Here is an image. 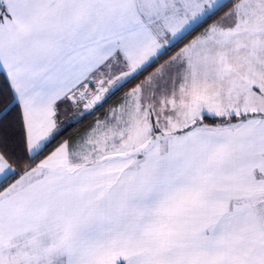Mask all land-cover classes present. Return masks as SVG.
Wrapping results in <instances>:
<instances>
[{
    "label": "snow or ice",
    "instance_id": "6c2138e0",
    "mask_svg": "<svg viewBox=\"0 0 264 264\" xmlns=\"http://www.w3.org/2000/svg\"><path fill=\"white\" fill-rule=\"evenodd\" d=\"M0 264H264V0H0Z\"/></svg>",
    "mask_w": 264,
    "mask_h": 264
}]
</instances>
